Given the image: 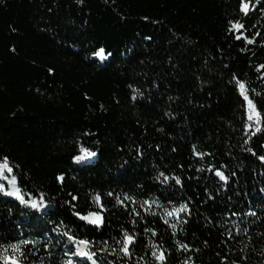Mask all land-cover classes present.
Returning <instances> with one entry per match:
<instances>
[{
  "label": "trees",
  "instance_id": "trees-1",
  "mask_svg": "<svg viewBox=\"0 0 264 264\" xmlns=\"http://www.w3.org/2000/svg\"><path fill=\"white\" fill-rule=\"evenodd\" d=\"M240 2L0 0V163L48 202L0 196V256L17 244L23 264H159L161 251L165 264H264V0L247 15ZM81 145L97 156L75 162ZM96 194L102 227L75 215L100 211Z\"/></svg>",
  "mask_w": 264,
  "mask_h": 264
},
{
  "label": "snow or ice",
  "instance_id": "snow-or-ice-1",
  "mask_svg": "<svg viewBox=\"0 0 264 264\" xmlns=\"http://www.w3.org/2000/svg\"><path fill=\"white\" fill-rule=\"evenodd\" d=\"M250 10H251L250 0H241L240 11L242 13H244L245 15H247ZM243 27L244 26L242 24H239V23L233 24V29L236 31H239ZM235 38L237 40H240L242 38L248 39V37L243 36L242 33L240 35H236ZM249 42H252V41L249 40ZM93 55L96 57H99L101 60H104V59H107V56H110L111 53H108L106 56L105 49L103 47H101V48H99V50L94 51ZM260 67L264 68V65H261ZM49 71L51 72L52 70L49 69ZM236 79H237L238 87L242 90L245 89L246 85L243 82L239 81L238 77ZM244 100L247 101V107L249 110V114L247 117L248 120L252 121L253 117L255 116L256 122H257V124H259L260 119H261L260 111L256 108L255 104L253 103V100L248 95H244ZM249 127H251V125H249ZM257 130L259 131V129H257ZM253 134H255V133H253ZM262 147H264V145H262ZM248 151L251 152L253 155H256V153L252 149H249ZM197 155H201V154L197 153ZM96 156H97V152L94 151L92 148L84 147L83 145H81L79 148V154L73 156V160L75 162H77L78 164H85L86 162L91 161V159L95 158ZM258 158L261 161H264V155H260ZM88 166H90V165H88ZM3 170H7V172H9V173H11L13 171V169L9 166V160L7 157H5L3 159V162L0 163V173H2ZM214 175L216 177H218L220 181H223L225 183L229 180V177L227 175H225V173L218 168L215 170ZM233 175H235V173H233ZM160 177L164 178V182H167L170 179L163 172L160 173V176H158L157 179L159 180ZM172 179H174L175 183L178 185L181 183V180L179 178L173 177ZM57 181L60 183H63L64 175L63 174L58 175ZM11 185H12V191L6 192L3 194H6V195H9V196L16 198L21 204L28 206L33 210H47L48 202L45 200L43 195H40L38 198L35 196H32L31 198L26 199L24 197V195L22 194L20 188L17 187L15 177H13V179L11 181ZM3 187L4 186L2 184H0V191H2ZM108 195L111 196V195H113V193L110 192V193H108ZM126 198L130 199V197H126ZM75 200H77V197L72 196L71 200L65 201V203L70 204L73 208H75V204L72 203V201H75ZM94 202L97 205H99L100 211H92V212H88V213L76 211L75 215H76V217L79 218V220L85 222L86 224L93 225L96 227H102L103 223H104L103 217H102V212L104 210V206L101 203V196L99 194H96L94 196ZM145 203H148V202L145 201ZM190 211H191V209L189 208V206L187 204H181L178 208H175L172 212H168L167 215L173 216L174 214H176L177 215V222H184L180 219L178 214L190 213ZM153 234H155V233H153ZM65 235H67V233H65ZM124 235H125V241H124V247L122 250L126 255H128L129 254V246L135 247L138 242L135 241L134 237L129 235L127 232H125ZM67 238L69 240H72L73 242L77 243V247H78V253L77 254L80 257L86 258L87 260H92L93 257L96 255L94 252L85 250L88 248V246L90 244L89 240L79 239L77 241L76 237L74 235H69ZM23 243H28V242L23 241ZM10 247L12 248L14 254L9 255L7 253V251H5V254L3 256H0V260L3 261V264H23L22 258L25 255L24 251L17 244H12ZM153 255L155 256V258L159 262V264H165L167 257L163 251H161L158 255L154 252ZM93 264H95V261H93Z\"/></svg>",
  "mask_w": 264,
  "mask_h": 264
},
{
  "label": "rangeland",
  "instance_id": "rangeland-1",
  "mask_svg": "<svg viewBox=\"0 0 264 264\" xmlns=\"http://www.w3.org/2000/svg\"><path fill=\"white\" fill-rule=\"evenodd\" d=\"M248 113H249V110H248ZM12 179H13L12 172L9 173V172H7V170H3V172L0 173V184H2L4 186L2 191H0V196H4V197H7V198H11V199L17 200L16 198H14L12 196L3 194V193L12 191V185H11ZM31 210L33 212L39 211V210H33V209H31ZM77 251H78V247H77ZM82 259H84V258L82 257Z\"/></svg>",
  "mask_w": 264,
  "mask_h": 264
}]
</instances>
